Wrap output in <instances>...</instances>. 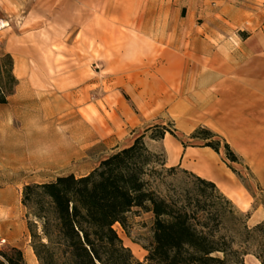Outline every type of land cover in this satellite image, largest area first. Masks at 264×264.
<instances>
[{
    "label": "rangeland",
    "instance_id": "obj_1",
    "mask_svg": "<svg viewBox=\"0 0 264 264\" xmlns=\"http://www.w3.org/2000/svg\"><path fill=\"white\" fill-rule=\"evenodd\" d=\"M222 3V0H0V17L8 21L0 30V55L10 53L14 67L18 59L26 72L45 74L43 87L50 94L58 92L64 97L65 120L74 122L78 114L82 125L88 119L110 124L109 137L67 158L65 173H89L103 159L144 133L149 148L165 156L164 146L169 142L152 139L150 135L158 133L155 128L146 132L157 124L168 128L166 134L173 142L177 138L169 131L188 145L201 146L207 142L191 138L193 131L187 133L180 128L178 117L196 111L192 99L196 85L201 83L202 68L207 64V50L216 53L221 42L234 41L241 35L237 32L239 24L219 12ZM259 6H254L253 11L259 10ZM221 25H228L231 31L217 32ZM247 26L258 27L253 21ZM259 36L264 40V33ZM214 139L221 140V150L225 152L224 141L218 134ZM237 156L238 162L226 157L227 166L238 171L248 186H253L254 206H264V190L257 186L248 164ZM181 168L167 178L168 182L193 187L194 178ZM25 179L20 177L19 182L22 184ZM21 184L17 212L21 231L16 244L26 263L33 264L26 258L31 236L28 210L21 202L24 187ZM159 189L164 194L168 192L165 184H159ZM233 204L243 225L226 219L221 233L227 235H237L235 226L241 231L244 225L249 229L254 226L247 218L250 212H241ZM131 221L130 234L120 224L115 228L135 257L143 260L148 253L145 246L152 241L153 215L137 212L131 215ZM235 246L239 248L238 244ZM11 247L14 246L6 240L0 250ZM255 258L251 252L245 254L243 264H255Z\"/></svg>",
    "mask_w": 264,
    "mask_h": 264
},
{
    "label": "trees",
    "instance_id": "obj_2",
    "mask_svg": "<svg viewBox=\"0 0 264 264\" xmlns=\"http://www.w3.org/2000/svg\"><path fill=\"white\" fill-rule=\"evenodd\" d=\"M18 83L12 55H0V104L9 101ZM154 128L158 130L150 135L154 140L168 132L160 124L146 132ZM215 136L203 126L190 134L220 152L221 140ZM223 141L226 157L238 162ZM180 168L168 167L166 155L150 149L144 133L87 174L69 173L24 185L21 202L28 210L31 247L39 264H243V255L250 252L264 264V220L250 229L244 225V231L235 226L237 235L221 233L226 219L243 225L232 200L215 182L184 168L194 178L193 187L168 182ZM159 184L167 185L168 192L162 193ZM137 212L153 215L152 241L145 246L143 260L135 257L115 228L120 224L130 234L131 215ZM0 264L27 263L23 251L11 247L0 250Z\"/></svg>",
    "mask_w": 264,
    "mask_h": 264
},
{
    "label": "crops",
    "instance_id": "obj_3",
    "mask_svg": "<svg viewBox=\"0 0 264 264\" xmlns=\"http://www.w3.org/2000/svg\"><path fill=\"white\" fill-rule=\"evenodd\" d=\"M222 1L219 12L239 24L237 32L243 37L221 42L216 53L207 50V64L194 95L204 101L193 114L182 117L191 124L187 133L205 125L229 143L264 190V40L259 36L264 33V1ZM257 5L259 10L253 11ZM250 21L258 27L249 28ZM230 31L228 25L217 30L225 34ZM44 76L24 69L23 75H17L19 83L9 101L0 104V236L18 248L19 178H27L21 184L26 185L67 174L65 100L58 92L50 94L43 87ZM176 140L173 142L168 134L157 140L169 142V147L164 146L168 166L180 165L215 182L241 212H250L248 221L252 225L264 220L263 204L254 206L253 186L227 166L223 150L184 146ZM254 263L261 264L257 258Z\"/></svg>",
    "mask_w": 264,
    "mask_h": 264
},
{
    "label": "bare ground",
    "instance_id": "obj_4",
    "mask_svg": "<svg viewBox=\"0 0 264 264\" xmlns=\"http://www.w3.org/2000/svg\"><path fill=\"white\" fill-rule=\"evenodd\" d=\"M14 70L17 72L18 76H21L24 73L22 62L18 59L17 62H15ZM192 100L196 107L200 106L204 101L202 96L198 95L194 96ZM76 118L77 119L74 120V122L65 120L66 158L82 153V151L89 149L92 145L99 142V139H106L110 135V132H108L110 128L109 122L98 123L92 119H88V121L82 125V119L79 118L78 114ZM66 121L69 122L67 123L68 125L66 124ZM178 123L180 128L185 131H188L191 128V124H189L182 116L178 117ZM26 258L27 261L29 260L33 264H39L36 255L31 248Z\"/></svg>",
    "mask_w": 264,
    "mask_h": 264
},
{
    "label": "built area",
    "instance_id": "obj_5",
    "mask_svg": "<svg viewBox=\"0 0 264 264\" xmlns=\"http://www.w3.org/2000/svg\"><path fill=\"white\" fill-rule=\"evenodd\" d=\"M8 25V21L0 17V30L4 29ZM6 243L5 238H0V246Z\"/></svg>",
    "mask_w": 264,
    "mask_h": 264
}]
</instances>
